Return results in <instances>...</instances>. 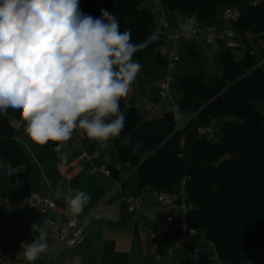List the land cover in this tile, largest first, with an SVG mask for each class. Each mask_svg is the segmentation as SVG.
Returning a JSON list of instances; mask_svg holds the SVG:
<instances>
[{
  "label": "trees",
  "instance_id": "obj_1",
  "mask_svg": "<svg viewBox=\"0 0 264 264\" xmlns=\"http://www.w3.org/2000/svg\"><path fill=\"white\" fill-rule=\"evenodd\" d=\"M162 1L169 13L192 14L199 24L215 21L219 5L231 6L232 28L250 31L264 45V0L254 5L249 0ZM80 8L94 17H99L101 8L118 16L121 31L130 29L132 41L146 45L133 59L142 60L164 42L159 35L148 41L154 33V17L144 0H82ZM188 51L198 62L197 52ZM258 60L248 49L240 58L225 49L220 77L213 84L203 83L199 64L193 74L175 77L178 109L188 107L194 114L176 131L180 123L173 112L145 119L139 109L120 101L126 121L115 139L119 160L135 171L139 188L172 192L185 178L186 201L193 205L187 223L213 244L224 264H264V109L260 106L264 62L257 64ZM216 118L223 122L212 138L198 131L209 128ZM13 134L9 120L0 117V176L10 180L15 167L26 159ZM170 212L172 222L153 238L157 253L184 236L178 214ZM194 240H185L175 264H212L202 258Z\"/></svg>",
  "mask_w": 264,
  "mask_h": 264
},
{
  "label": "crops",
  "instance_id": "obj_2",
  "mask_svg": "<svg viewBox=\"0 0 264 264\" xmlns=\"http://www.w3.org/2000/svg\"><path fill=\"white\" fill-rule=\"evenodd\" d=\"M225 7L222 6L218 14ZM149 10L156 17V13ZM165 13L170 28L193 16L172 14L166 10ZM234 31L232 38H215L212 42H206L198 37L179 42V54L184 57V50L189 54L188 49L193 48L199 63L196 62L201 67L199 57H204V73H212L215 69L219 75L225 49L232 56V50L239 51L241 57L247 49L253 51L257 59L263 56L262 41L248 30ZM186 43L188 47H185ZM139 63L142 70L129 95L123 98L126 106L132 105L139 109L145 119L159 117L165 111L180 116L182 123L190 119L193 113L188 107L171 110L176 105V94L180 96L179 90L173 85L171 97L167 100V110L160 106L153 84L164 74V51L160 47L156 48L145 54ZM260 106L264 109V102ZM6 118L14 128L13 139L23 149L26 159L15 167L13 180L5 175L0 176V232L7 233L11 242L0 264H28L23 252L24 244L38 235L31 230L30 225L33 223L43 226L48 233L47 250L34 264H160L156 261V246L150 231L162 227L166 214L154 209L155 195L152 189L148 186L139 188L135 171L119 160L116 138L109 139L108 147L100 150L98 158L87 162L81 159L79 152L81 149L91 151L93 139L82 129H76L68 141L60 143L58 149L54 150L53 142L40 145L29 137L24 131L25 122L16 110L9 109ZM222 122V118H216L208 129L214 134ZM103 163L117 164L119 170H112L107 175L98 170ZM75 189L91 196L90 202L78 215L68 212L64 201V196L74 195ZM56 191L61 193L60 199L55 197ZM31 195L49 196L54 201V207L44 213L32 210L25 201ZM133 195L141 196V205L137 210L129 211L126 198ZM72 218H85L84 237L74 246L58 247L59 228Z\"/></svg>",
  "mask_w": 264,
  "mask_h": 264
},
{
  "label": "clouds",
  "instance_id": "obj_3",
  "mask_svg": "<svg viewBox=\"0 0 264 264\" xmlns=\"http://www.w3.org/2000/svg\"><path fill=\"white\" fill-rule=\"evenodd\" d=\"M196 23L187 18L185 29ZM153 33L148 41H156ZM121 31L119 17L101 8L99 17L83 12L80 0H0V116L16 110L24 131L37 144L53 142L54 150L76 129L96 141L119 137L126 98L142 70L133 59L145 47ZM172 111H178L173 105ZM64 196L73 215L83 211L90 194L75 189ZM57 199L61 193H54ZM24 244L28 264L46 252L48 233Z\"/></svg>",
  "mask_w": 264,
  "mask_h": 264
},
{
  "label": "built area",
  "instance_id": "obj_4",
  "mask_svg": "<svg viewBox=\"0 0 264 264\" xmlns=\"http://www.w3.org/2000/svg\"><path fill=\"white\" fill-rule=\"evenodd\" d=\"M156 13L153 22V32L161 36L164 40L160 49L166 55V65L163 76L156 80L153 86L157 90V96L162 109L167 110L168 98L171 97V87L175 81V66L179 60L178 43L182 41H191L198 37H202L206 42H212L215 38H232L235 35L234 29L230 26L231 18L233 16L234 8L231 6L225 7L220 14H218L215 21L208 24L195 23L189 30L185 29L186 21L180 23L175 28H170L166 19L165 8L162 0H144ZM259 0H249V4L254 5ZM264 51V47H263ZM252 54L253 51H250ZM264 62V54L259 58L257 64ZM201 134H207L209 138L213 134L208 128H198ZM109 140L106 142H99L93 140V148L91 151L81 149L79 155L84 161H91L93 158L100 156V150L107 148ZM98 170L109 175L112 170H119L117 164L106 165L101 164ZM119 184V182H118ZM159 206L169 208L166 216L163 219V226L155 228L150 231V237H157L162 230L173 220L174 214L170 210L176 211L180 220V229L183 233V238L172 241L168 244L163 253L156 254V261L163 264H175V256L185 240L195 238L194 242L204 238L202 235L190 227L186 220L187 212L193 208L191 203L186 201L185 193V178L178 182L177 188L172 192L152 190ZM128 210L135 211L141 205V196L133 195L127 196ZM29 207L34 211L46 212L48 209L54 207V201L49 196L31 195L25 198ZM85 218H72L61 224L58 234V247H71L80 242L84 237ZM211 245H213L210 242ZM11 242L8 239L7 233L0 232V261L2 260L6 251L10 248ZM164 260V261H163ZM212 264H224L217 258L210 259Z\"/></svg>",
  "mask_w": 264,
  "mask_h": 264
},
{
  "label": "rangeland",
  "instance_id": "obj_5",
  "mask_svg": "<svg viewBox=\"0 0 264 264\" xmlns=\"http://www.w3.org/2000/svg\"><path fill=\"white\" fill-rule=\"evenodd\" d=\"M221 7L222 6L219 5L218 6V10ZM258 40H260V39H258ZM232 54H233V56L235 58L240 57V52L237 51V50H232ZM179 57H180V59L176 62L175 71H174V75H175L176 78L183 77L184 75L193 74L199 68L198 63L196 62V60L192 59L190 57V55L188 54V52L187 53L185 52V50H184V57L181 56L180 54H179ZM134 60L139 62V59H137V58H135ZM199 61H200L201 65H202V67L204 69V57H199ZM219 77H220L219 72L214 69L212 71V73L210 71L205 72L204 75H203V80L202 81H203V83H205L207 85H211ZM177 98H178V94H176V99ZM127 107H129V105ZM179 117H177V118H178L179 123L180 122L181 123L178 125V129L182 125V119L179 118ZM112 142H114V140ZM134 176H135V178H137L136 173H135ZM153 207H154V209L156 211L160 210V213H165V214H167L168 209H169V208H166V207L159 206L158 203L156 202V198H155V201L153 202ZM196 243H197V245H195V246L200 251V253L202 255V258H205L209 262H211L210 259L217 258L214 246L211 245L210 242L206 238H202L201 240L197 241ZM175 261L177 263V259H175Z\"/></svg>",
  "mask_w": 264,
  "mask_h": 264
},
{
  "label": "water",
  "instance_id": "obj_6",
  "mask_svg": "<svg viewBox=\"0 0 264 264\" xmlns=\"http://www.w3.org/2000/svg\"><path fill=\"white\" fill-rule=\"evenodd\" d=\"M230 84H231V83H230ZM230 84H229V85H230ZM193 115H194V114H192L191 118L193 117ZM177 129H178V126H177V128H176L174 131H176ZM148 155H149V154H148ZM148 155H147V156H148ZM147 156H145L144 159H145ZM144 159H143V160H144ZM143 160H142V161H143ZM142 161H141V162H142ZM141 162H140V163H141Z\"/></svg>",
  "mask_w": 264,
  "mask_h": 264
}]
</instances>
